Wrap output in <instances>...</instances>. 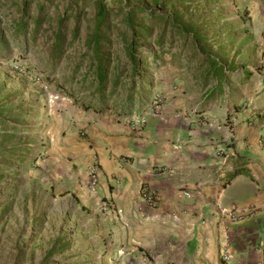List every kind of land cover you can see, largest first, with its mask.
<instances>
[{
  "label": "crops",
  "instance_id": "1",
  "mask_svg": "<svg viewBox=\"0 0 264 264\" xmlns=\"http://www.w3.org/2000/svg\"><path fill=\"white\" fill-rule=\"evenodd\" d=\"M239 1L220 13L235 57L191 81L155 77L163 105L141 125L82 113L41 161L49 190L131 251L128 264H264V44L250 38L264 35V0Z\"/></svg>",
  "mask_w": 264,
  "mask_h": 264
},
{
  "label": "rangeland",
  "instance_id": "2",
  "mask_svg": "<svg viewBox=\"0 0 264 264\" xmlns=\"http://www.w3.org/2000/svg\"><path fill=\"white\" fill-rule=\"evenodd\" d=\"M96 1L0 0V264H128L131 251L114 244L103 228L89 226L47 187L41 161L51 140L100 106L141 125L154 115V98L164 101L155 77L170 73L191 81L210 58L237 54L220 13L234 10L239 0H104L108 21L96 60L89 44ZM130 7L162 15L140 24L144 31L133 41L137 70L125 47L132 36L123 23ZM22 22L24 33L18 31ZM250 38L264 44L263 34Z\"/></svg>",
  "mask_w": 264,
  "mask_h": 264
},
{
  "label": "trees",
  "instance_id": "3",
  "mask_svg": "<svg viewBox=\"0 0 264 264\" xmlns=\"http://www.w3.org/2000/svg\"><path fill=\"white\" fill-rule=\"evenodd\" d=\"M75 2H77L78 0H74ZM138 13L143 14L142 16H140L139 19V24L137 26H135L134 22L138 19L136 17V15H138ZM160 17H162V15H160L159 13L155 12L154 9H150V10H144L140 7H130L128 10H126L125 12V16H124V25L125 28L127 29L128 33H130L131 36V40L130 42L125 46L126 50H127V54L129 57V61L133 64L132 66L134 67V69L136 68L137 70V65H141L139 64L140 62L135 61V57H136V53H137V46L134 44H137L139 42V38H136L138 33H142L144 31V28H142V26H140V24H142L143 20H153V19H158L160 20ZM95 21H96V25H95V34L93 36V38L91 39V41L89 42V44H93L96 48V60L99 59L98 56V49H99V44L101 43V41H103L102 36H101V29L107 24L108 21V10L106 9V4L104 3V0H97L96 1V14H95ZM18 31H22L23 33L25 32V23H21ZM18 34V32L16 33ZM60 38V36H57ZM133 41L134 44H133ZM60 44L59 42L56 44V48L59 49ZM99 62V61H98ZM102 64L99 62V64H97L96 66V79H97V83L98 86L96 88V92L101 93L102 92V83H103V77H104V70L102 68ZM139 67V66H138ZM212 67V71L214 72V74L218 75L220 74V67L217 66L216 63H212L211 64ZM140 69V68H139ZM91 108L89 106H85L84 110H90ZM107 109L100 106L97 110H93L96 111V113L100 114L105 112ZM242 173L240 170L235 172L234 175L240 174Z\"/></svg>",
  "mask_w": 264,
  "mask_h": 264
},
{
  "label": "built area",
  "instance_id": "4",
  "mask_svg": "<svg viewBox=\"0 0 264 264\" xmlns=\"http://www.w3.org/2000/svg\"><path fill=\"white\" fill-rule=\"evenodd\" d=\"M162 105H163L162 100L159 99L158 96H156L154 98L153 105H152V113L155 115L159 114L161 111ZM90 178H91V188L93 189L97 183V170L95 167H91L90 169ZM141 196L148 206L150 207L156 206L158 198H157L156 193L153 190L148 189V188H143L141 190ZM184 196L190 197V194L184 193ZM221 258L223 259V261H227L229 259V255L224 251L223 253H221Z\"/></svg>",
  "mask_w": 264,
  "mask_h": 264
}]
</instances>
